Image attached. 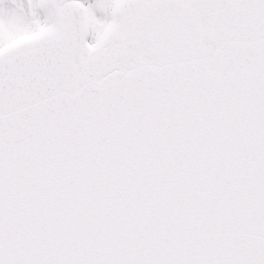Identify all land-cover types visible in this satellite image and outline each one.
<instances>
[{
    "label": "snow or ice",
    "instance_id": "1",
    "mask_svg": "<svg viewBox=\"0 0 264 264\" xmlns=\"http://www.w3.org/2000/svg\"><path fill=\"white\" fill-rule=\"evenodd\" d=\"M0 264H264V0H0Z\"/></svg>",
    "mask_w": 264,
    "mask_h": 264
}]
</instances>
